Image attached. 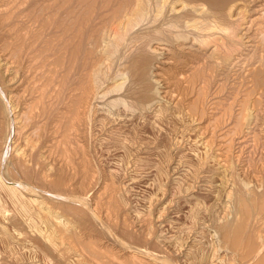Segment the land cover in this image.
<instances>
[{"label": "rangeland", "instance_id": "obj_1", "mask_svg": "<svg viewBox=\"0 0 264 264\" xmlns=\"http://www.w3.org/2000/svg\"><path fill=\"white\" fill-rule=\"evenodd\" d=\"M151 1L0 0V264H264V0Z\"/></svg>", "mask_w": 264, "mask_h": 264}, {"label": "bare ground", "instance_id": "obj_2", "mask_svg": "<svg viewBox=\"0 0 264 264\" xmlns=\"http://www.w3.org/2000/svg\"><path fill=\"white\" fill-rule=\"evenodd\" d=\"M153 1H154V0H153ZM153 1H151V2H153ZM155 1H156V0H155ZM208 1H209V0H208ZM222 1H223V0H222ZM146 3H147V2H146ZM156 3H157V2H156ZM156 3H154V4H156ZM163 3H164V2H163ZM213 4H215V3H213ZM152 5H153V4H152ZM153 6H154V5H153ZM140 8H142V9H139V8H138L139 10H138V9L136 10L137 13L140 12V13H138L139 15H138L136 12H134L136 15H138V16H136L137 18H138L139 16H141L140 14H142V13H143L142 11H144V10H143V7H141V5H140ZM141 10H142V11H141ZM134 13H133V14H134ZM135 14H134V17H135ZM131 16H132V15H131ZM141 18H142V17H141ZM135 19H136V18H135ZM137 20H138V19H137ZM195 20H196V19H195ZM194 23H195V22H194ZM169 31H170V30H169ZM84 70H85V69H84ZM79 88H80V87H79ZM65 91H66V90H65ZM64 100H65V99H64ZM245 113H246V112H245ZM62 118H63V117H62ZM64 118H65V117H64ZM239 121H240V120H239ZM65 123H66V122H65ZM11 124H12V123H11ZM22 124H23V123H22ZM9 128H10V127H9ZM19 131H20V130H19ZM22 132H23V129H22ZM27 132H28V131H27ZM9 133H10V132H9ZM20 133H21V132H20ZM21 134H22V133H21ZM8 135H9V134H8ZM8 135H7V136H8ZM26 135H27V134H26ZM27 137H28V136H27ZM6 138H7V137H6ZM6 138H5L4 140H6ZM7 140H8V138H7ZM7 140H6V141H7ZM28 140H29V139H28ZM22 141H23V140H22ZM25 141H26V140H25ZM7 143H8V142H7ZM7 143L5 142L4 145L2 146V148L4 147L3 149H5V150H7V149L9 148V147H8L9 145H7ZM16 146H17V145H16ZM17 148H19V147H17ZM3 149H2V150H3ZM15 149H16V148H15ZM23 149H24V148H23ZM18 150H19V149H18ZM3 152H4V150H3ZM4 154H5V153H4ZM18 154H19V153H18ZM14 155H15V154H14ZM21 156H22V155H21ZM8 189L11 190L10 188H8ZM11 191H13V190H11ZM13 192H14V191H13ZM12 194H13V193H12ZM30 200H31V199H30ZM27 201H28V200H27ZM31 201H32V200H31ZM31 204H32V202H31ZM34 205H35V204H34ZM29 206H30V205H29ZM34 207H35V206H34ZM39 212H40V211H39ZM46 220H47V219H46ZM55 224H56V223H55ZM256 255H257V254H256ZM251 260H252V259H251Z\"/></svg>", "mask_w": 264, "mask_h": 264}]
</instances>
